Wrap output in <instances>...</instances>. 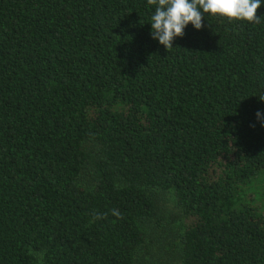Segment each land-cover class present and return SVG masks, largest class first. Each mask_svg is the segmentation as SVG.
Returning a JSON list of instances; mask_svg holds the SVG:
<instances>
[{
	"label": "trees",
	"instance_id": "trees-1",
	"mask_svg": "<svg viewBox=\"0 0 264 264\" xmlns=\"http://www.w3.org/2000/svg\"><path fill=\"white\" fill-rule=\"evenodd\" d=\"M256 15L0 0V264H264Z\"/></svg>",
	"mask_w": 264,
	"mask_h": 264
},
{
	"label": "clouds",
	"instance_id": "clouds-1",
	"mask_svg": "<svg viewBox=\"0 0 264 264\" xmlns=\"http://www.w3.org/2000/svg\"><path fill=\"white\" fill-rule=\"evenodd\" d=\"M262 4L264 0H146L150 11V36L170 49L174 38L183 36L189 23L194 29H201L205 14L259 22L256 10ZM255 116L264 126V114L258 110Z\"/></svg>",
	"mask_w": 264,
	"mask_h": 264
}]
</instances>
